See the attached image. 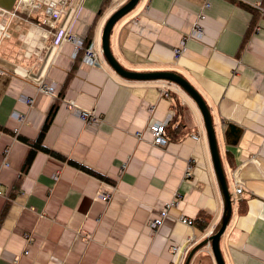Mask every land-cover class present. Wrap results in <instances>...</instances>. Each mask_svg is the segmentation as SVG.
I'll return each instance as SVG.
<instances>
[{
	"label": "crops",
	"instance_id": "crops-1",
	"mask_svg": "<svg viewBox=\"0 0 264 264\" xmlns=\"http://www.w3.org/2000/svg\"><path fill=\"white\" fill-rule=\"evenodd\" d=\"M126 1L0 0V31L3 12H16L0 37V264H184L219 224L223 198L195 102L173 82L120 76L101 53L103 25ZM209 2L138 0L112 26L109 47L125 69L174 71L200 93L232 195L224 264H264V0ZM65 31L87 37L100 66L75 58ZM54 105L41 140L50 152L37 149L26 164V140ZM168 115L167 142L154 143L147 124ZM188 264L216 263L203 246Z\"/></svg>",
	"mask_w": 264,
	"mask_h": 264
},
{
	"label": "water",
	"instance_id": "water-1",
	"mask_svg": "<svg viewBox=\"0 0 264 264\" xmlns=\"http://www.w3.org/2000/svg\"><path fill=\"white\" fill-rule=\"evenodd\" d=\"M138 2V0H127L123 5L117 8L105 21L101 33V53L112 67V69L124 78L140 79V80H166L177 84L183 89L188 96L195 102L202 116L205 133L208 141V148L211 156L215 178L223 198V212L219 221V227L216 231L209 234L201 242L197 243L189 252L184 264H188L192 254L203 246L209 247V250L215 260L216 264H224L223 257L219 247V239L223 234L226 225L231 216V195L227 186V182L221 166L220 156L217 148V141L214 126L212 123L211 114L204 99L200 93L180 74L170 71H149L136 72L125 69L119 64L113 56L109 47L110 31L114 23L121 18L125 13L130 11Z\"/></svg>",
	"mask_w": 264,
	"mask_h": 264
},
{
	"label": "built area",
	"instance_id": "built-area-1",
	"mask_svg": "<svg viewBox=\"0 0 264 264\" xmlns=\"http://www.w3.org/2000/svg\"><path fill=\"white\" fill-rule=\"evenodd\" d=\"M209 4H210L209 0H202L201 8L202 9L207 8V7H209ZM52 12H53L54 16H56V14L58 13V10L54 9ZM3 13L8 14V16H7L8 20H7L6 24L4 23L2 25V27H1L0 37L1 38H7L9 36V33H7V31H6L7 23H9V20H10L11 17L15 16L16 12H15V9L13 7L12 10L10 9L9 11L3 12ZM2 15H4V14H2ZM204 16H205L204 13L201 11L199 13V15H198V19L202 20L204 18ZM257 29L258 28L256 27L255 30H257ZM192 35L196 36L198 38H200L203 35V29H202V26H201L200 22L195 24V27L193 28ZM62 37H63L64 40H69L70 42H72L73 48L75 50L74 51V56L76 55V53H77V51L79 49H83V54H82L81 60L84 63H86L87 65L100 66V60L98 59V54H97L96 50L93 48V45L91 43H88L83 48L82 47L83 39H81V38L78 39L74 34H71L68 31L63 32V36ZM180 48L181 47L174 49V55L175 56L178 53V50H180ZM38 90L42 91V92H45V93L53 94L55 88H54V86L52 84H48V83H46L44 81H39L38 82ZM164 95L165 96L167 95L166 91L164 92ZM26 101L28 103H32L33 98L32 97L27 98ZM67 105L72 107L75 110L74 112L76 113L77 116H79V118L83 122H96L97 118H96V116L94 114H92L91 112H84V111H82L80 109L75 108L74 107V102L72 100H69L67 102ZM15 116L20 121H23V119H24V116L22 114H20V113H16ZM170 119H171V116L168 115L164 120H161V121L151 120V121L148 122L147 129L153 135L154 143L166 144L167 137L165 136V129H166V126H167L168 122L170 121ZM192 136H193V138H198V136L196 134H193ZM7 151L8 150L6 149V153H7ZM6 159H7V157L5 156L4 157V162H3L4 165L8 164ZM190 174H191V166H188L185 175L189 176ZM241 190L242 189H241L240 186L239 187H235V192L234 193L238 195V194L241 193ZM99 196H100V198L102 200L106 201V200L109 199L110 194L106 193V192H101L99 194ZM171 203L166 204L165 207L162 208L159 211L157 216L153 217V219H151L149 221L150 227L152 229L156 230L157 228L160 227V225L162 224L163 218L167 214V208L171 205ZM180 221L182 223L186 224V225H189V226H192L194 224L191 219L186 218V217L180 218ZM172 249L176 251L178 249V246L173 245Z\"/></svg>",
	"mask_w": 264,
	"mask_h": 264
},
{
	"label": "trees",
	"instance_id": "trees-1",
	"mask_svg": "<svg viewBox=\"0 0 264 264\" xmlns=\"http://www.w3.org/2000/svg\"><path fill=\"white\" fill-rule=\"evenodd\" d=\"M100 11H101V9L99 10V12H100ZM88 42H89V40L87 39V37L84 38V39H83L82 47L84 48V47L88 44ZM82 54H83V49H79V50L77 51L76 55H75V58H79V59H81V58H82ZM175 105H177V106L180 105V102L178 101V99L175 100ZM55 108H56V106L54 105L53 108H52V109L50 110V112L48 113V115H47V117H46V119H45V121H44V123H43V125H42V127H41V129H40V131H39V133H38V136L36 137V139H35V140H26V142L30 145V155H29V157L27 158L26 164H27L28 160L31 158V156H32V154H33V152H34L35 150L40 149V150H43V151H46V152H50V150H49L48 148L44 147V146L41 144V140H42V138H43V135H44V133H45L47 127L49 126V124H50V122H51V120H52L53 112H54ZM168 124H169V123H168ZM166 133H167V134H166ZM167 135H168V132H166V129H165V136L168 138L169 136H167ZM220 161H221V157H220ZM221 166H222L223 173H224V176H225V179H226V173H225V169L223 168V164H222V162H221ZM83 168H84L86 171L90 172L91 174H93V175H95V176H97V177H99V178L104 179L103 176H102L101 174H99V173H97V172H95V171H93V170H91V169H88V168H85V167H83ZM226 182H227V179H226ZM227 186H228V185H227ZM229 192H230V191H229ZM230 195H231V192H230ZM231 196H232V195H231ZM232 199H233V197H232ZM200 226L203 227V225H200ZM218 227H219V224H218V226L216 227V230L218 229ZM216 230H215V231H216Z\"/></svg>",
	"mask_w": 264,
	"mask_h": 264
}]
</instances>
